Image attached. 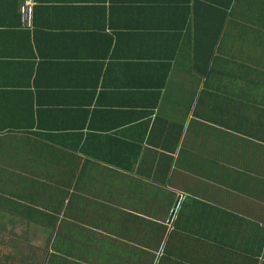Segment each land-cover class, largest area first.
<instances>
[{"label":"crops","instance_id":"obj_1","mask_svg":"<svg viewBox=\"0 0 264 264\" xmlns=\"http://www.w3.org/2000/svg\"><path fill=\"white\" fill-rule=\"evenodd\" d=\"M32 1L0 0V233L111 264L185 195L264 215V0Z\"/></svg>","mask_w":264,"mask_h":264},{"label":"trees","instance_id":"obj_2","mask_svg":"<svg viewBox=\"0 0 264 264\" xmlns=\"http://www.w3.org/2000/svg\"><path fill=\"white\" fill-rule=\"evenodd\" d=\"M214 45L215 41L209 44L211 54ZM207 55L208 53L195 58L194 67L199 68L204 65L203 63L205 67L208 66L206 64L210 62L211 55ZM167 159L164 158V162ZM161 171L166 179L168 170ZM263 190L262 177L259 197L263 195ZM167 199L163 201L162 209L163 206L171 205L170 194L167 195ZM131 223L130 229L125 232V237L139 238L147 248L146 251H140V254L151 253L150 259L141 257L139 251L136 253L135 250L125 249L115 252L119 260L112 258L111 264H122L120 256L123 252L130 256L128 258L131 259L132 264H264V215L253 214L247 217L237 215L233 211H226L195 196L185 195L169 224L164 223L163 220L144 221L143 218L135 216L132 217ZM47 252L49 251L44 250L42 260L38 264H61L55 254L47 255ZM65 252L69 255L71 253V251ZM64 263L77 264L66 259Z\"/></svg>","mask_w":264,"mask_h":264},{"label":"rangeland","instance_id":"obj_3","mask_svg":"<svg viewBox=\"0 0 264 264\" xmlns=\"http://www.w3.org/2000/svg\"><path fill=\"white\" fill-rule=\"evenodd\" d=\"M39 236H30L31 243L30 245L33 247L40 246L41 249L28 250L26 247L22 248L17 246L14 243L13 235L10 233H0V264H38V262L42 260L44 250L43 247V235ZM35 239V240H34ZM21 242H23L21 240ZM19 241V243H21ZM39 247V248H40ZM12 248V249H10ZM154 252H152V256ZM151 253L146 254V258L150 259Z\"/></svg>","mask_w":264,"mask_h":264},{"label":"built area","instance_id":"obj_4","mask_svg":"<svg viewBox=\"0 0 264 264\" xmlns=\"http://www.w3.org/2000/svg\"><path fill=\"white\" fill-rule=\"evenodd\" d=\"M33 1L32 0H23L20 6V11L22 19L29 24L31 22L32 13H33Z\"/></svg>","mask_w":264,"mask_h":264},{"label":"water","instance_id":"obj_5","mask_svg":"<svg viewBox=\"0 0 264 264\" xmlns=\"http://www.w3.org/2000/svg\"><path fill=\"white\" fill-rule=\"evenodd\" d=\"M178 200L175 202V206L174 207H177L178 206ZM175 209V208H174ZM174 211V210H173Z\"/></svg>","mask_w":264,"mask_h":264}]
</instances>
